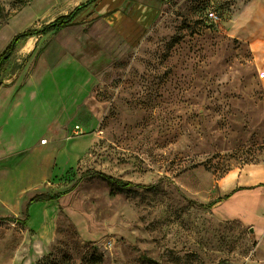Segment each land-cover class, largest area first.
Masks as SVG:
<instances>
[{
    "label": "rangeland",
    "instance_id": "obj_1",
    "mask_svg": "<svg viewBox=\"0 0 264 264\" xmlns=\"http://www.w3.org/2000/svg\"><path fill=\"white\" fill-rule=\"evenodd\" d=\"M249 2L165 0L122 57L88 73L83 132L67 128L59 167L70 164L43 189L63 194L54 223L38 229L0 214V264H146L142 255L152 264H264V186L206 208L234 190L230 175L264 165V51L235 33ZM18 8L0 0V24ZM37 10L5 29L0 51ZM28 63L11 58L3 78L38 65ZM56 145L35 138L33 153ZM74 151L82 155L71 161ZM96 173L141 187L122 191Z\"/></svg>",
    "mask_w": 264,
    "mask_h": 264
},
{
    "label": "crops",
    "instance_id": "obj_2",
    "mask_svg": "<svg viewBox=\"0 0 264 264\" xmlns=\"http://www.w3.org/2000/svg\"><path fill=\"white\" fill-rule=\"evenodd\" d=\"M85 1L32 0L0 28V37L10 24L32 9L38 10L30 17L31 28H39L69 14ZM163 1L97 0L79 12L72 25L58 33L29 38L17 47L12 58L29 57L28 66L35 62L38 65L35 69L32 65L30 69L34 70L27 75L24 72L15 82L8 83L2 76L0 214L23 220L30 199L44 194L45 184L68 167L70 163L65 168L59 167L68 145L72 144L66 140L65 132L76 127L83 132L82 115L77 110L82 106V84H90L88 73L106 69L122 57L157 19ZM235 24L237 36L256 51H264V0H250ZM15 35L7 38L0 54ZM46 69L47 73L42 75ZM35 138L41 146L52 140L58 145L42 150L41 158L38 152L33 153ZM79 143L73 142L76 150L80 149ZM80 155L82 152L74 151L71 161ZM230 176L234 187L231 196L251 191L261 193L257 187L264 186V165H247ZM58 200L33 204L26 224L50 229ZM71 219L76 225L82 224L78 214Z\"/></svg>",
    "mask_w": 264,
    "mask_h": 264
},
{
    "label": "trees",
    "instance_id": "obj_3",
    "mask_svg": "<svg viewBox=\"0 0 264 264\" xmlns=\"http://www.w3.org/2000/svg\"><path fill=\"white\" fill-rule=\"evenodd\" d=\"M32 0H18L19 8L17 11L11 16L13 17L16 13H18L22 8L26 7ZM97 0H87L84 3L79 4L76 6L69 14L59 16L54 21L42 25L39 28H29L27 30H24L18 34H16L11 41L8 43L6 48L3 50V52L0 54V85L2 84V73L11 60L12 56L16 52L17 47L24 41H26L29 38L32 37H38V36H44L48 33H58L60 30L64 29L65 27H68L73 24L75 17L78 15L79 12H81L83 9L88 7L89 5L95 3ZM10 17V18H11ZM9 18V19H10ZM7 19V21L9 20ZM5 24H0V28L3 27ZM98 177L103 179L106 183L109 185H112L119 190L122 191H130L133 188H140V185H134L131 182L124 181L119 178H114L109 175L103 174V173H96ZM234 192L231 194H228L224 197H219L206 205V208L212 209L217 203L222 202L224 200H227ZM63 194H56L53 196H46L45 194L36 195L33 198L30 199V201L27 204L25 217L23 220H11L15 223H18L20 225H25L27 221L29 220V209L30 207L35 203H41V202H48V201H57L60 197H62ZM9 220V219H7ZM141 259L145 261L146 264H152L154 263L151 259L141 256Z\"/></svg>",
    "mask_w": 264,
    "mask_h": 264
},
{
    "label": "bare ground",
    "instance_id": "obj_4",
    "mask_svg": "<svg viewBox=\"0 0 264 264\" xmlns=\"http://www.w3.org/2000/svg\"><path fill=\"white\" fill-rule=\"evenodd\" d=\"M41 143H42V144H45V143H46V141H42Z\"/></svg>",
    "mask_w": 264,
    "mask_h": 264
},
{
    "label": "built area",
    "instance_id": "obj_5",
    "mask_svg": "<svg viewBox=\"0 0 264 264\" xmlns=\"http://www.w3.org/2000/svg\"><path fill=\"white\" fill-rule=\"evenodd\" d=\"M75 130H79V128H78V127H76V128H75Z\"/></svg>",
    "mask_w": 264,
    "mask_h": 264
},
{
    "label": "water",
    "instance_id": "obj_6",
    "mask_svg": "<svg viewBox=\"0 0 264 264\" xmlns=\"http://www.w3.org/2000/svg\"><path fill=\"white\" fill-rule=\"evenodd\" d=\"M252 231V230H251Z\"/></svg>",
    "mask_w": 264,
    "mask_h": 264
}]
</instances>
